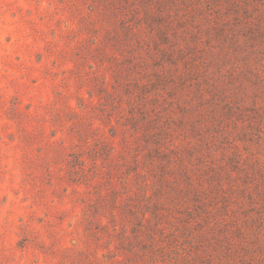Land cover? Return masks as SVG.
<instances>
[{
    "label": "rangeland",
    "instance_id": "obj_1",
    "mask_svg": "<svg viewBox=\"0 0 264 264\" xmlns=\"http://www.w3.org/2000/svg\"><path fill=\"white\" fill-rule=\"evenodd\" d=\"M0 264H264V0H0Z\"/></svg>",
    "mask_w": 264,
    "mask_h": 264
},
{
    "label": "trees",
    "instance_id": "obj_2",
    "mask_svg": "<svg viewBox=\"0 0 264 264\" xmlns=\"http://www.w3.org/2000/svg\"><path fill=\"white\" fill-rule=\"evenodd\" d=\"M157 134V133H156ZM156 151L160 154V155H162V156H164L163 154H168V152H167V150H166V148L161 144V145H159V148H157L156 149ZM189 178V177H188ZM167 179V178H166ZM191 184H193V182L191 181ZM195 187V186H194ZM202 192H204L205 193V191H202ZM181 193L179 192V193H177V194H175V195H177V196H181L182 198L183 197H185V199H184V201H187L186 200V195H185V193L184 194H182V195H180ZM187 194V193H186ZM192 197L194 198L193 200H196L198 203H196V204H194L195 205V207L192 209V210H190V206H189V204L187 203V205L185 206V209H186V212H188V211H190V213H188L187 215H189V220L190 219H192V218H198V216H203V217H201L202 219H205L206 221L208 220V217L210 216V215H212V211L210 210V209H208L207 208V205H206V207H205V201H202L201 200V191H195V193L194 194H192ZM182 201H183V199H182ZM181 203V206L183 205V202H180ZM184 205H185V203H184ZM189 207V209L187 210V208ZM192 208V207H191ZM194 210H197V211H194ZM191 212H193V213H191ZM156 217H160V215L158 214V213H156V215H155Z\"/></svg>",
    "mask_w": 264,
    "mask_h": 264
}]
</instances>
